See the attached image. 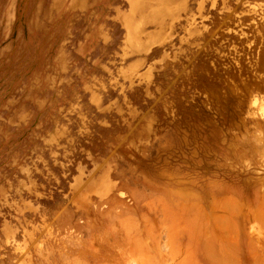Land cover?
I'll return each mask as SVG.
<instances>
[{"label": "rangeland", "instance_id": "rangeland-1", "mask_svg": "<svg viewBox=\"0 0 264 264\" xmlns=\"http://www.w3.org/2000/svg\"><path fill=\"white\" fill-rule=\"evenodd\" d=\"M0 264H264V0H0Z\"/></svg>", "mask_w": 264, "mask_h": 264}, {"label": "bare ground", "instance_id": "bare-ground-1", "mask_svg": "<svg viewBox=\"0 0 264 264\" xmlns=\"http://www.w3.org/2000/svg\"><path fill=\"white\" fill-rule=\"evenodd\" d=\"M255 107H257V106H255Z\"/></svg>", "mask_w": 264, "mask_h": 264}]
</instances>
